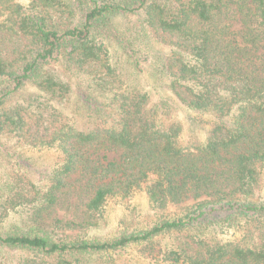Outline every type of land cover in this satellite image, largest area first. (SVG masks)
Returning <instances> with one entry per match:
<instances>
[{
  "label": "trees",
  "instance_id": "obj_1",
  "mask_svg": "<svg viewBox=\"0 0 264 264\" xmlns=\"http://www.w3.org/2000/svg\"><path fill=\"white\" fill-rule=\"evenodd\" d=\"M128 15L172 38L165 73L177 99L209 126L205 141L182 144L181 126L162 120L167 102L147 107V94L120 88L109 110L80 93L96 119L88 130L54 106H8L30 83L65 92L47 72L58 64L100 72L109 85L117 77L109 42L121 34L114 21ZM1 136L61 156L44 184L20 186L22 177L13 176L0 191L5 211H27L30 226L0 232V264H92L93 256L131 246L153 264H264V202L251 200L264 168V0H0ZM108 149L120 151L119 159L98 153ZM138 191L156 210L181 211L106 239L77 232L95 224L110 199ZM202 226L210 234L194 232ZM181 233L190 239L158 240Z\"/></svg>",
  "mask_w": 264,
  "mask_h": 264
},
{
  "label": "rangeland",
  "instance_id": "obj_2",
  "mask_svg": "<svg viewBox=\"0 0 264 264\" xmlns=\"http://www.w3.org/2000/svg\"><path fill=\"white\" fill-rule=\"evenodd\" d=\"M22 1L28 2L29 0ZM114 23L120 27L121 34L116 35L109 42L111 63L117 74V77L112 79L109 85L105 84V79L108 78H105L100 72H78L69 69L65 64H58L48 68L47 72L58 82L66 84L65 92L59 90L54 94L42 91L37 85L30 83L14 94L8 102V106L15 104H33L48 108L54 106L67 122L80 129L88 130L94 127L96 119L91 116L88 106L82 100L83 98H80V93L84 91L89 93L97 103L109 110L110 97L115 92L114 90L120 88L121 91L131 94H147V107L158 105L162 100L167 102L171 111L162 120L167 125L181 126L182 144L192 146L205 141L210 131L209 126L195 120V112L177 99L170 87L172 80L170 74L165 73L167 71L166 58L173 54V45L170 42L172 38L166 37L161 32L157 34L150 31L149 27H145V20L137 15L118 16ZM234 29L238 30L239 24H235ZM116 118V114L112 112V121ZM104 123L106 124V122ZM98 153L107 155L111 160L119 159L121 154L120 151L110 149L101 150ZM60 156V152L56 149L29 150L17 144L11 136H1L0 191H4L13 176L22 177L23 181H18L20 186L29 185L31 181L36 184H44L46 176L59 164ZM5 198L6 195L2 198L1 194L0 232H26L29 230L27 211L22 208L5 211L3 207ZM251 200L257 203L264 202V168L261 174L260 189ZM180 211L181 208L175 207L161 211L156 210L147 193L138 191L132 197L123 200L110 199L105 205L103 215L97 219L96 223L79 229L77 232H85L90 237L97 239H106L149 228L162 217H171L174 212ZM65 214L71 218L74 216V211H60L61 216H65ZM217 230L219 236H226L221 228ZM209 231L212 229L202 226L194 232L206 236L210 234ZM188 239L190 238L187 234L183 233L158 237L162 246L177 244L179 241ZM141 249V246H131L111 254L93 256L90 258V262L92 264H153L143 257Z\"/></svg>",
  "mask_w": 264,
  "mask_h": 264
}]
</instances>
